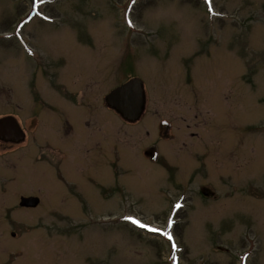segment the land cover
Here are the masks:
<instances>
[{"label": "rangeland", "instance_id": "rangeland-1", "mask_svg": "<svg viewBox=\"0 0 264 264\" xmlns=\"http://www.w3.org/2000/svg\"><path fill=\"white\" fill-rule=\"evenodd\" d=\"M57 76L92 90L69 136L29 125L23 88ZM136 78L130 124L105 97ZM8 116L27 141L0 142V264H264V0H0Z\"/></svg>", "mask_w": 264, "mask_h": 264}, {"label": "flooded vegetation", "instance_id": "flooded-vegetation-1", "mask_svg": "<svg viewBox=\"0 0 264 264\" xmlns=\"http://www.w3.org/2000/svg\"><path fill=\"white\" fill-rule=\"evenodd\" d=\"M81 39H84V37ZM55 53L57 54V52L52 51L48 53V55H53ZM57 55H60L62 57H59L58 59L54 60V63L52 62L51 65L54 70H55L54 67L56 68L62 67L68 64V61H66L68 59L65 57L66 55L64 54H57ZM57 78L58 76L52 78L53 83H35V82L30 83L28 89L29 91L27 90V88L25 91V89L23 88L24 83H22L23 94H25L24 98L30 99V102L32 103V105L29 107V110L32 115L31 117H33L32 118L33 121H31V123L30 121H27L26 125L30 123L29 125L33 124L34 126L39 110L41 113L46 114L48 119L51 117L54 118L57 117L56 122H58L60 126H61V121H65L66 126L69 128V130L66 131V134L67 136H69L70 132L73 130L72 128H74V126L73 127L71 126L70 120L73 119V123L75 124V126H77V124H79L78 121L80 119V116L85 117L87 115L85 111L86 109L85 102L88 98L92 97V90L88 89L89 83H84V84L64 83V82L56 83L58 82ZM93 94H94L93 97L95 103L96 104L101 103L102 95L101 92L99 91V86H97V84H95ZM70 102L74 103L73 110L70 109V104H71ZM17 111L23 113L21 107ZM49 114H53L55 116H49ZM17 119H20V117H17ZM18 124L21 128L22 136L18 138L17 142H11V143L16 144V146H23L27 141V132L25 128L22 127L20 122H18ZM59 127H57L56 129L59 130ZM0 142L10 143L9 141H3V140H0ZM79 151L80 150L77 148L73 150V152L77 154L80 153Z\"/></svg>", "mask_w": 264, "mask_h": 264}, {"label": "water", "instance_id": "water-1", "mask_svg": "<svg viewBox=\"0 0 264 264\" xmlns=\"http://www.w3.org/2000/svg\"><path fill=\"white\" fill-rule=\"evenodd\" d=\"M106 105L113 109L124 121L134 124L140 121L146 110V93L142 80L131 79L111 91L105 98ZM22 136L15 119L8 117L0 120V140L17 142ZM38 198H22L21 206L36 208Z\"/></svg>", "mask_w": 264, "mask_h": 264}, {"label": "snow or ice", "instance_id": "snow-or-ice-1", "mask_svg": "<svg viewBox=\"0 0 264 264\" xmlns=\"http://www.w3.org/2000/svg\"><path fill=\"white\" fill-rule=\"evenodd\" d=\"M207 2L210 4L211 0H207ZM129 23L131 24V22H129ZM125 219L129 220L133 225H135L139 228L146 229L149 232L165 236L169 241H171L173 239L172 235L169 232L164 231L163 229L153 228L150 225L141 223L139 220H136L133 217H125ZM169 223L171 224V222H169ZM173 247H175V245H173Z\"/></svg>", "mask_w": 264, "mask_h": 264}]
</instances>
